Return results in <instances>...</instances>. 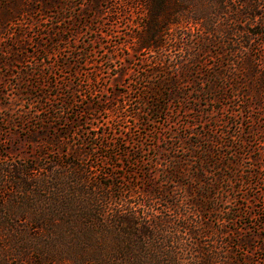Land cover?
<instances>
[{"label": "trees", "instance_id": "trees-1", "mask_svg": "<svg viewBox=\"0 0 264 264\" xmlns=\"http://www.w3.org/2000/svg\"><path fill=\"white\" fill-rule=\"evenodd\" d=\"M187 3L144 0L139 48L156 51L172 27L198 24L201 40L230 45L220 53L228 59L215 70L221 84L211 85L213 99L228 95L221 81L226 80L241 91L240 116L250 118L252 110L245 108L254 104L264 110V1L208 0L205 14L190 11ZM180 37L173 36L174 42L180 43ZM202 45L196 48L200 52ZM196 49L191 48L187 63L193 62ZM74 91L48 94L59 96L60 105L44 103L41 109V122H50L42 130L44 141L56 146L49 156L43 151L37 157L0 156V264H244L248 250L242 257L236 250L242 240L233 227L235 211L223 216L212 205L234 200L239 190L235 180L252 183L237 178L240 169L230 167L239 165L230 156L244 158L251 150L240 134L241 123H231L232 133L212 131L228 134L227 142L198 133L197 140H186L188 153L159 163L145 159L138 144L130 148L132 137H107L96 126L91 136L89 125L78 137L71 127L55 137L51 129L68 126L57 120L75 121L65 115L77 102ZM121 107L111 109L120 120ZM11 210L20 217L11 216Z\"/></svg>", "mask_w": 264, "mask_h": 264}, {"label": "rangeland", "instance_id": "rangeland-1", "mask_svg": "<svg viewBox=\"0 0 264 264\" xmlns=\"http://www.w3.org/2000/svg\"><path fill=\"white\" fill-rule=\"evenodd\" d=\"M143 1L0 0V156L37 157L41 151L45 157L50 155L56 146L44 141L42 130L50 122H41L45 113L41 109L60 105L59 96L47 98L56 91L70 95L76 89L77 102L65 114L75 121L57 120L68 126L57 124L51 129L55 137L70 127L78 137L89 125L91 136L96 126L107 137H132L130 148L138 144L145 159L159 163L164 157L188 153L186 140H197L198 133L229 141L228 134L218 136L212 131L232 133L229 126L239 122L240 134L246 136L251 150L244 158L230 156L239 162L230 167L240 169L237 178L252 183L246 186L235 180L239 190L234 200L212 205L223 216L235 211L233 227L242 240L236 250L240 255L248 250L244 264H264V110L254 104L245 108L252 110L250 118L240 116V90L231 89L226 80L221 81L228 95L213 99L211 85L221 84L214 78L215 70L228 59L220 53L230 45L201 40L198 24L172 27L156 51L139 48L136 35L144 21ZM186 1L190 11L207 12L208 0ZM176 35L181 36L180 43L174 42ZM201 43L200 52L196 48ZM190 47L196 54L187 63ZM41 91L46 93L43 97ZM87 103L91 108H86ZM120 104L121 120L111 110ZM78 109L84 110L77 114ZM247 171L252 175L247 176ZM13 214L21 215L11 210Z\"/></svg>", "mask_w": 264, "mask_h": 264}]
</instances>
